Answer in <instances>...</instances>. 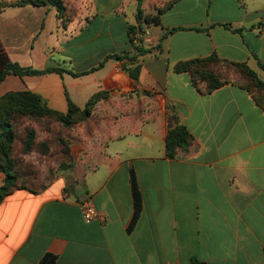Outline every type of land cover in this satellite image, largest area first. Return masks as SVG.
<instances>
[{
    "label": "crops",
    "instance_id": "1",
    "mask_svg": "<svg viewBox=\"0 0 264 264\" xmlns=\"http://www.w3.org/2000/svg\"><path fill=\"white\" fill-rule=\"evenodd\" d=\"M84 1L87 9L66 24L48 6L0 12V45L10 61L78 74L8 75L0 97L30 91L66 113L68 99L83 108L107 91L99 106L114 116L73 188L60 179L0 203V264H43L48 255L54 264H264V107L246 88L202 92L174 69L215 54L264 73V0H178L159 25L144 27L150 52L138 56L137 80L121 69L125 59L110 56L134 55L129 26L137 24L138 0ZM142 9L157 12L151 0ZM177 125L191 145L169 158L166 139ZM132 173L142 210L129 231ZM4 178L0 170V187ZM87 200L98 212L91 222L83 215Z\"/></svg>",
    "mask_w": 264,
    "mask_h": 264
},
{
    "label": "trees",
    "instance_id": "2",
    "mask_svg": "<svg viewBox=\"0 0 264 264\" xmlns=\"http://www.w3.org/2000/svg\"><path fill=\"white\" fill-rule=\"evenodd\" d=\"M178 0H169L163 8H156L155 14H146L142 9V0H138V9L136 14V25L129 26V44L134 55L125 54L124 56L113 55L118 61L123 59L126 62L121 69L126 72L130 78L137 80L141 72V66L138 63V56H143L150 52L142 46L141 36L145 34V28L150 25H159L160 16L172 7ZM48 6L57 10V16L65 24L70 21L66 19L67 6L63 0H18L1 4L0 12L7 6ZM171 29L167 34L172 33ZM139 32V43H134L133 36ZM165 34V36L167 35ZM130 52V53H132ZM264 70V66L260 65ZM176 72H186L191 75L193 85L202 92L210 93L224 85L235 84L246 88L253 93L257 102L264 107V82L258 78L256 72L246 63L229 62L220 59L217 55L208 58L193 59L187 62H181L175 66ZM230 70V75L225 73ZM68 73L77 76L72 70L64 67L46 68L36 70L31 67H24L18 62L10 61L0 45V84L8 75L19 77L39 76L48 73ZM244 78L245 81L242 79ZM254 84L251 85V83ZM110 99V93L101 91L94 94L83 108L78 107L68 99V111L66 113L51 109L45 99L40 95L30 92H8L0 97V170L4 173L5 178L0 187V203L16 190H28L32 193H39L45 189L36 191L19 184V175L16 171L17 164L13 160L14 146L18 140L17 123L20 119L31 121H43V125H48L49 121L58 123L65 128L73 127L76 124L86 123L94 116L95 110L100 103H107ZM44 120H47L44 122ZM35 131L29 130L25 146L32 151L34 146ZM192 136L184 125H177L171 128L166 139V150L169 158H174L179 148L186 149L191 145ZM69 151V150H68ZM68 154V153H66ZM132 192L134 199V214L129 231L135 225L142 210V195L136 182L135 175L132 173ZM55 257L48 255L45 257L43 264H54ZM192 264H205L198 258L192 259Z\"/></svg>",
    "mask_w": 264,
    "mask_h": 264
},
{
    "label": "rangeland",
    "instance_id": "3",
    "mask_svg": "<svg viewBox=\"0 0 264 264\" xmlns=\"http://www.w3.org/2000/svg\"><path fill=\"white\" fill-rule=\"evenodd\" d=\"M14 1L18 0H0L1 4ZM146 1L142 0V4L144 5ZM63 2L67 6V20L78 17L88 6L84 0H63ZM166 2L151 0V8H163ZM138 35L140 38L141 34ZM230 74V70L225 73V75ZM256 74L264 82V73L260 71ZM242 79L245 81L244 78ZM251 85L254 86L252 83ZM262 100L264 101V97ZM109 111L111 110L107 105H98L90 121L70 128L51 121L48 125H43V121L20 119L17 123L18 140L13 153L19 184L39 191L47 189L61 179L67 189L73 188L76 182L82 179L87 157L94 152V148L99 146V140L104 138L113 126L114 116L109 114ZM29 130L35 131L32 151L25 146ZM91 143H94V147L89 149Z\"/></svg>",
    "mask_w": 264,
    "mask_h": 264
},
{
    "label": "built area",
    "instance_id": "4",
    "mask_svg": "<svg viewBox=\"0 0 264 264\" xmlns=\"http://www.w3.org/2000/svg\"><path fill=\"white\" fill-rule=\"evenodd\" d=\"M139 33L137 32L133 38H134V43H139ZM82 206H83V215H84V219L86 222H91L93 220H95L98 217V212L96 211L95 207L93 206V204L91 203V201H84L82 202Z\"/></svg>",
    "mask_w": 264,
    "mask_h": 264
}]
</instances>
